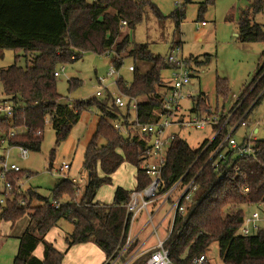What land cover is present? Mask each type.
<instances>
[{"label":"trees","instance_id":"obj_1","mask_svg":"<svg viewBox=\"0 0 264 264\" xmlns=\"http://www.w3.org/2000/svg\"><path fill=\"white\" fill-rule=\"evenodd\" d=\"M22 1L26 0H20ZM18 2L19 0H0V51L23 49L28 58L25 67L13 64L0 70V80L6 96L4 101H10L15 106L12 127L7 121L0 119L8 127L3 134L18 127L25 130L11 138L10 144L40 151L42 135H37L36 132H42L48 120L56 131L59 143L69 135L72 126L80 120L82 112L87 108L96 106L101 117L85 152L83 168L88 174V180L84 189H76L72 182L63 178L56 187L54 202L44 201L33 205L32 198L29 200L19 196L14 186L6 202L0 203L1 219L15 222L25 214L29 216V223L19 237V248L13 264H63L65 253L46 240L48 232L58 226L61 220H67L73 225V229L65 236L68 248L93 242L105 252L108 260L119 253L126 242L130 216L125 204L132 191L117 187L113 202L103 203L96 199L98 189L110 184L112 175L126 161L138 167L136 189L144 188L151 181L140 166L147 141L131 131L125 133L117 130L115 123L112 124L110 120L119 121L128 128L137 121H156L162 113L168 112L161 97V87L164 85L161 73L163 69L172 67L168 61L169 55L166 58L154 55L149 43L133 42L130 31L144 22L149 14H153L162 22L171 20L180 35L185 10L177 7L169 15H165L150 0H52L53 7L63 22V35H59L31 30V27L18 30ZM26 2L33 10L29 13L33 19L34 1ZM208 3L214 4V0L202 2L200 13L206 10ZM263 11L264 0H251L242 10L238 19V33L242 41L264 42V25L255 21V16ZM123 21L127 22L126 26H123ZM179 43L172 41L174 47ZM88 52L102 55L115 53L112 56L113 63L118 69L126 59H132L133 81L127 83L119 78L116 85L120 91L137 100L134 119L129 107L120 108L115 104V94L110 91L101 99L78 101L74 105L59 94L57 77L54 75L58 66L76 61ZM69 84L70 88L75 87L80 84V80L72 79ZM263 88L264 64L259 65L257 73L242 92V103L236 119L241 118L250 106L253 105L250 109L252 113L260 104L264 96ZM217 89L226 99L229 88L220 79ZM192 98L191 111L201 114L207 112V94L200 93ZM227 131L225 129L221 136ZM100 138L105 140V144H99ZM257 146L260 148L257 159H241L237 162L245 174L244 178H235L233 173H228L220 179L210 165L204 167V156L195 162L199 148H191L179 136L173 141L163 169L165 189L171 187L194 162L186 181L194 178L204 167L196 179L198 188L194 199L198 203L191 205L187 216H177L172 234L165 242L173 264H192L194 258L207 255L214 242L218 243L220 256L225 264H264V227L254 235L239 234L246 216L242 205L257 206L264 202V140L258 139ZM99 165L104 176L98 174ZM25 173L22 169L17 174ZM12 175L14 173L10 174V180ZM244 187L250 189L249 193L244 192ZM64 196L68 198L62 200ZM57 203L59 206H56ZM137 241L125 251L122 260L132 252ZM40 244L44 245L43 258L34 254ZM151 252L149 251L148 256ZM206 264H211L208 255Z\"/></svg>","mask_w":264,"mask_h":264},{"label":"rangeland","instance_id":"obj_2","mask_svg":"<svg viewBox=\"0 0 264 264\" xmlns=\"http://www.w3.org/2000/svg\"><path fill=\"white\" fill-rule=\"evenodd\" d=\"M150 1L158 5L165 15H169L177 7H183L185 10V18L180 27V35L176 32L175 25L171 20L167 19L162 22L153 14H149L144 22L139 24L135 30L130 31L133 42L149 43L153 54L161 58H166L176 47L172 45L173 40L180 42L184 56L191 60V66L196 70L190 82L183 89L184 98L181 100V114L185 117H190L193 107L192 96L206 92L209 97L208 110H212L219 117L221 116V121L225 122L230 118L228 126L236 124L239 120L236 119L239 96L257 73L259 65L264 64V42H245L239 38L238 19L242 10L251 0H214V4L208 3L206 10L202 13H200V3L207 0ZM39 2L43 11H48V15L53 13L51 17H45L44 21L47 22L46 20L51 18L53 23H57L58 17L54 12V7L52 8V5L48 7V1L46 0H39ZM49 2L51 4V0ZM34 5H36V2ZM32 15V23L29 26L31 30L50 32L45 27H41L40 21H35V18H39L36 9H34ZM202 20L206 22L205 25H202ZM23 21L24 19L21 20L22 24H25ZM255 21L264 25V11L255 16ZM125 30L127 31V29ZM27 62L28 58L23 49H5L0 51V70L13 64L25 67ZM130 64H133V61L128 58L118 69L113 63L112 56L94 52L84 53L78 60L58 66L57 69L61 75L56 78L57 90L65 101L73 103V105L78 101H88L93 98L101 99L107 96V91L118 94L120 90L115 83L119 78H123L127 83L133 81V71L128 69ZM110 69L115 70V74L112 76L108 75ZM170 73L171 69L165 68L161 74L164 79L167 80L169 78L170 80ZM72 79L80 80V84L70 88L69 81ZM218 79L229 88L226 99L218 92ZM164 85H167V83L165 82ZM101 89L103 96L98 97L96 93ZM161 89L166 90L162 87ZM262 91H264V88ZM5 98L3 84L0 80V102L4 101ZM131 115L132 119H134L135 112L131 111ZM12 116L7 117L3 113L0 115V119H4L12 127ZM100 117V110L96 106L87 108L82 112L80 120L72 126L69 135L59 143L57 142L56 131L50 120H48L42 131L40 151L29 150L27 157L22 156L20 147L15 145L9 147L7 143H4L0 147V158L1 156L6 157L9 164H17L30 175L28 178L20 174L11 176L15 191L19 192V196H24L29 200L32 198L33 205L44 201H55L56 187L63 178L53 171L51 162L53 167L60 166L63 163L70 164L71 168L68 171L69 182H72L76 189L79 187L84 189L88 180V174L83 168L85 152L87 145L96 132ZM247 121L249 123L248 126H240L233 134V137L238 142H241L246 135H251L254 132L256 138L264 140V96L260 104L249 114ZM110 122L113 124L116 123V120H110ZM4 124L3 121H0V135H4L3 131L8 130V127ZM256 128H259L258 132H255ZM16 130L19 133L25 132L24 128L21 127ZM171 130L178 133V136L195 150L206 140L212 139L214 135L210 125L204 128H178V126L172 125ZM99 144H105V140L100 138ZM98 174L104 176L101 165L98 166ZM137 175L138 167L128 161L124 162L112 175V182L98 189L96 199L103 203H112L117 187H122L129 191L136 190L138 184ZM74 179L77 183H73ZM5 197V181L0 173V202ZM67 198V196H64L62 200ZM242 208L245 215L248 216L256 207L244 204ZM162 213L158 218L154 219L155 223L159 222ZM144 219L143 217L141 221ZM28 223V214L23 215L15 222L0 218V264H13L19 248V237L24 233ZM262 227H264L263 224L261 225ZM71 228L72 223L67 220H61L58 226L52 229V232L59 233V240L64 238ZM151 228L153 226L149 225L141 239L150 233ZM167 228L168 221H165L159 229L161 239L166 238ZM257 232L253 231L252 235ZM155 239L156 235L152 240L156 241ZM138 245L139 242L133 246L132 252L127 257L133 256L132 264H142L149 253H137L136 248ZM207 255L211 264H225L220 256L217 242L211 245ZM105 261L106 258L103 264Z\"/></svg>","mask_w":264,"mask_h":264},{"label":"built area","instance_id":"obj_3","mask_svg":"<svg viewBox=\"0 0 264 264\" xmlns=\"http://www.w3.org/2000/svg\"><path fill=\"white\" fill-rule=\"evenodd\" d=\"M205 23L206 22L203 21L202 25H205ZM122 24L123 26H126L127 22L123 21ZM175 48L168 56V61L172 64V67L170 68V80L167 81V85L162 86L166 90L161 89V97L168 108V112L165 114L162 113L161 117L156 121L148 123L137 121L135 124H131L128 128L123 126L120 122L115 123V128L117 130L125 133L131 131L133 134H139L140 132L142 136L140 134L139 136L147 141L146 150L142 155L140 166L145 174L151 178V181L144 188L139 190L136 189L131 192L130 199L125 204L126 211L130 216V228L126 242L123 249L116 255L106 260L104 264H130L132 262L133 256L127 258L126 260H122L121 257L124 255L125 251L129 250L130 247L138 240V233H134L133 228L138 218L143 213H145L148 217L146 225L153 226L152 235H157L160 225L163 222L168 221L166 238L160 239L154 249L144 252L146 253L152 251L145 260L144 264H173L170 251L166 247L165 242L172 234L177 216H187L192 208L191 205H196L198 203V201L194 199V194L198 188L196 179L203 168L210 165L219 175L220 179H223L228 173H233L235 178H244L245 174L242 172L241 166L237 162L241 159H257L260 154V148L257 146L258 138L254 136V132L251 135H246L244 140L241 142H238L233 137V134L240 126H248L249 123L247 119L253 105L250 106L241 118H239L236 124L232 126H228L230 118H228L225 122L223 120L221 121V116L219 117L212 110H207V112H203L202 114L191 111L192 113L190 117H185L181 114V100L184 98L183 89L190 82L192 75L196 73V70H194L191 66L190 59L184 56L181 44H177ZM110 55L114 56L115 53L111 52ZM128 68L130 71H134L133 64H131ZM114 74L115 70L110 69L108 75L112 76ZM54 75L55 77H59L61 73L57 69ZM96 95L99 97L103 96L102 89L97 91ZM114 100L117 106L120 108L129 107L130 111H134L136 115L138 102L135 98L119 91L118 94H115ZM237 103L239 106L241 105V97L238 99ZM14 111L15 106L10 101L0 102V115L5 113L7 117L12 116ZM172 125H176L178 128H204L207 125H210L214 131V135L212 139L206 140L199 147V154L195 162L202 156L205 157L204 167L199 171V173H197L194 178L186 181V178L195 163L194 162L171 187L165 189L162 175L166 164L167 152L173 141L178 136V133L171 130ZM225 129L228 131L224 134V136H221V133L224 132ZM18 133L19 132L14 129L5 135H1L0 147L4 143H7L9 147L13 146L10 144V139L15 137ZM36 134L42 135L41 130H38ZM18 147L22 150V156L27 157L29 150L23 146ZM0 166L1 177L5 181L6 186V197L1 199L0 203H5L14 189V184L9 179V176L11 173L17 174L18 172H21L22 168L15 163L9 164L6 157L2 156L0 158ZM70 168L71 165L68 163L52 167L54 172L58 173L60 177L66 179H69L68 171ZM24 177H30L29 173L26 172ZM73 182L77 183L75 179ZM243 190L246 194L250 191L248 187H244ZM7 191H9V193H7ZM56 206H59V203H57ZM155 208H158L157 210L160 208L167 209V213L157 226H154V219L157 212ZM262 224L264 225V202H260L250 215L245 216L244 223L239 230V234L243 236H250L253 234V231L260 230ZM136 252L138 253L139 251ZM206 262L207 255L202 254L194 258L192 264H206Z\"/></svg>","mask_w":264,"mask_h":264},{"label":"crops","instance_id":"obj_4","mask_svg":"<svg viewBox=\"0 0 264 264\" xmlns=\"http://www.w3.org/2000/svg\"><path fill=\"white\" fill-rule=\"evenodd\" d=\"M33 1H34V3L36 2L35 9L37 10V15L39 17L38 19L35 18V21L36 22L40 21L41 27H45V29H48L50 31V33L63 35V22H62L60 15L57 13V11L54 10V12L56 13V16L58 17L57 20H58L59 24H58V22L53 23V21H51V18H49L48 20H46L47 22H45L44 18L45 17H51V14H53V13H50V15H48L47 14L48 11H43V8L41 7V5H40L41 3L39 2V0H33ZM46 1H48L47 6L49 7L50 5H52V8H53L52 0H51V4H50L49 0H46ZM200 4H202V2ZM32 11L33 10L30 7H28L26 1L20 2V0H19V2L17 4V8H16V15H17V20H18V23H17L18 30H20V31L25 30V27H29L31 25V23H32L31 17L32 16L29 13ZM28 17H30V18H28ZM22 19H24L23 22L26 25L22 24V22H21ZM59 25H60V27H59ZM168 80H169V78L167 80L164 79V81L166 83ZM201 93L206 94V92H201ZM239 97H241V95ZM258 129L259 128H256L255 132H258ZM157 209L158 208H155V210L157 211V212L155 211L156 212L155 218H158L159 215L162 212L163 213L159 218V222L155 223V221H154V226H157L162 221L165 214L167 213V209H165V208H160L159 210H157ZM143 217L145 219L143 221H141V219ZM166 220H167V218H166ZM147 221H148V217L145 213H143L140 215V217L138 218V220H137V222L133 228L134 233H136V234L138 233V241L137 242H139V245L137 246L136 251H139V252H145L147 250L154 249V247L157 245V243L161 239L160 234H159V229L161 228V226L164 222L158 228V234L156 235V239H155L156 241L152 240V238L155 236V235H152L153 228H151L150 233L148 235H146L145 238L141 239L142 238L141 236H143L145 230L149 226V225H146ZM72 229H73V225H72L71 230ZM58 236H59V233L58 232L54 233V232H52V229H51L48 232V234L46 235V240L48 242L53 243L55 248H57L59 251L65 253V256L63 259V264H103V262L106 258V254L95 243H93V242L81 243V244L74 245L71 248H68L67 244L65 242V237L60 238L58 240ZM34 254L39 258H43L44 245L40 244L36 248Z\"/></svg>","mask_w":264,"mask_h":264}]
</instances>
